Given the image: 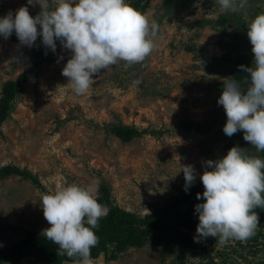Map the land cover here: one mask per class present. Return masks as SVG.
I'll list each match as a JSON object with an SVG mask.
<instances>
[{"label":"rangeland","instance_id":"rangeland-1","mask_svg":"<svg viewBox=\"0 0 264 264\" xmlns=\"http://www.w3.org/2000/svg\"><path fill=\"white\" fill-rule=\"evenodd\" d=\"M154 22L155 48L142 63L123 61L93 76L82 95L73 92L62 69L70 58L61 44L52 52L37 37L33 47L0 37L2 85L24 76L1 126L0 167L13 165L38 179L40 187L22 177L0 176V250L27 232L50 227L43 216L41 194L69 184L110 189L111 202L139 217L168 207L186 192L183 165H192L196 180L185 203H203L199 177L207 160L224 157L234 146L261 156L243 139L223 132L227 117L217 101L229 66L241 60L252 66L247 24L264 12V0H246L238 12H225L218 0H126ZM27 6L28 0H0V17ZM222 17L227 22L218 23ZM39 28V26H38ZM228 56V62H222ZM61 57H63L61 59ZM1 96V95H0ZM191 123L190 128L185 125ZM111 126L136 127L144 134L122 143ZM211 171V168H207ZM192 236L205 251L181 246L127 248L115 259L100 256L92 264H256L263 260L264 225L246 242L221 244L216 237ZM221 253H224L222 255ZM15 264H45L25 257ZM73 264V263H66Z\"/></svg>","mask_w":264,"mask_h":264},{"label":"clouds","instance_id":"clouds-1","mask_svg":"<svg viewBox=\"0 0 264 264\" xmlns=\"http://www.w3.org/2000/svg\"><path fill=\"white\" fill-rule=\"evenodd\" d=\"M218 3L223 11L236 13L246 0ZM28 4L39 5L40 12L33 17L22 6L14 15L0 17V36L8 39L15 32L20 44L29 48L39 36L52 52L59 41L71 53L62 75L77 95L89 90L101 70L121 61L128 66L142 63L155 48L158 26L126 0H28ZM247 37L254 59L251 67L239 66L247 74L243 82L247 87L226 78L217 103L227 117L224 134L231 137L243 131V139L264 152V12L247 24ZM205 163L199 177L204 191L196 197L204 202L195 205L198 237H216L221 244L246 242L260 224L255 209L264 208V159L234 146L224 157ZM180 171L187 192L196 180L195 169L183 165ZM93 193L92 187L73 183L41 194L43 216L50 225L42 234L58 245V255L78 258L74 264H92L91 249L99 243L94 230L109 212Z\"/></svg>","mask_w":264,"mask_h":264},{"label":"trees","instance_id":"trees-1","mask_svg":"<svg viewBox=\"0 0 264 264\" xmlns=\"http://www.w3.org/2000/svg\"><path fill=\"white\" fill-rule=\"evenodd\" d=\"M36 15H33V17ZM226 22L227 19L224 17L218 20V23L222 25ZM9 38L20 44L15 32ZM56 43L58 47L60 42L57 41ZM222 59V62L229 61L228 56H223ZM240 65L245 64L241 60L232 62L229 66V72L232 79L240 82L241 86L246 88L247 85L243 82L248 77L246 73L240 71ZM23 78L24 76H20L17 80L8 81L2 85L0 94V135L2 123L8 119L13 106L12 102L23 82ZM191 125V123H188L185 125V129L190 128ZM109 131L122 143H128L133 138L142 137L144 134H157L153 131L138 130L136 127L129 126H111ZM258 157L264 159V154ZM9 175L30 180L40 187L38 179L31 176L26 170L13 165L0 167V176ZM99 194L96 197L98 202L105 205L109 212L99 220V227L94 230L99 238V243L91 249V259L98 258L100 254L115 259L119 253L124 252L127 248H142L147 244L154 246L174 245L206 250L202 242L192 236V232L196 231L199 223V214L195 212V205L198 203H187L186 208L180 210V205L188 200L186 192L181 191L172 204L166 208L153 211L146 218L139 217L113 205L110 189L106 184H101ZM255 211L259 216L260 224L258 227H261L264 225V208H256ZM221 254L224 255V253ZM25 257H32L37 261L41 260L45 264H74V260L78 259L69 258L67 255H58V245L53 244L38 232H27L24 238L10 247L0 250V264H15ZM256 264H264V255L263 260L256 262Z\"/></svg>","mask_w":264,"mask_h":264}]
</instances>
